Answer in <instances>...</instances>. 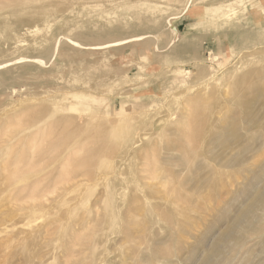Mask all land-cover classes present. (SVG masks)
<instances>
[{
  "label": "rangeland",
  "instance_id": "1",
  "mask_svg": "<svg viewBox=\"0 0 264 264\" xmlns=\"http://www.w3.org/2000/svg\"><path fill=\"white\" fill-rule=\"evenodd\" d=\"M0 264H264V0H0Z\"/></svg>",
  "mask_w": 264,
  "mask_h": 264
},
{
  "label": "bare ground",
  "instance_id": "2",
  "mask_svg": "<svg viewBox=\"0 0 264 264\" xmlns=\"http://www.w3.org/2000/svg\"><path fill=\"white\" fill-rule=\"evenodd\" d=\"M32 30V29H31ZM33 30H35V29H33ZM37 31V30H36ZM33 34V33H32ZM35 34V33H34ZM121 43V42H120ZM21 44V43H20ZM23 58H25V57H23ZM29 59V58H28ZM13 64V63H12ZM2 66V65H1ZM19 155V154H18ZM22 156H24L23 154H21ZM21 156V157H22ZM17 159H19V157L17 158ZM25 159V158H24ZM23 162H24V160H23Z\"/></svg>",
  "mask_w": 264,
  "mask_h": 264
}]
</instances>
